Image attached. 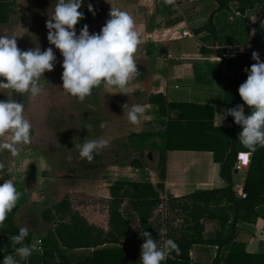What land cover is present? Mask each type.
<instances>
[{
	"label": "crops",
	"instance_id": "crops-1",
	"mask_svg": "<svg viewBox=\"0 0 264 264\" xmlns=\"http://www.w3.org/2000/svg\"><path fill=\"white\" fill-rule=\"evenodd\" d=\"M52 1L49 0V4ZM209 2L194 0V3L189 5L191 9L190 17L185 15L182 7L180 8L172 2L174 4L173 8H176L177 11L175 17H178V21L170 26H165L161 21L162 19L155 7L146 11L145 15L143 14L136 20V27L140 33V43L134 53L138 75H135L130 81V91L126 94H109L106 93L103 86H100L94 88L90 96L80 100L76 97L72 98L66 92L69 99L68 111H70L71 118L76 123V126L73 125L71 128V133L78 132L81 135L82 130L79 129L80 125L78 124L79 119L83 118L86 125H92L89 130L98 128L97 137L103 136L110 139L108 146L100 150L106 151L114 158L109 162L105 161L99 167L102 172L100 179L83 180L82 184L72 186L65 183V179L62 180L64 183H62L60 191L68 194L74 192L75 194L88 196L94 195L108 203L106 209L99 212L86 211L83 206L72 203V208L78 211L87 222L104 230L108 229L109 201L117 196L123 197L122 192L119 193L118 191L120 189L112 186L116 181L147 183L151 185L154 193H157L164 200L170 197L180 198L197 191L225 187L226 183L219 174L221 164L214 160L213 152L211 150H200L201 145L206 142L205 138L208 141L212 140L213 136L226 138L229 143V150L235 142L234 148L237 151V156L232 173L234 184L241 183L244 185L249 167L251 164L253 165L256 157V152L264 151V146H257L255 152L251 155L246 154L249 149L238 140L239 133L242 130L241 126L238 128L233 127V123L227 118V107L223 104L225 84L223 79L220 78L222 74L235 76L239 72L238 54H251L253 51H257L260 56H264L263 48H256L244 40L245 36H239L235 33L245 29L254 33L258 30H264L262 13L259 10H247L244 14H240L235 11L234 7H231L229 10L212 14L215 5L211 0ZM44 7L47 9L44 0H0V34H15L17 39L22 37L26 41L29 39L38 40L41 38L39 33H42L41 25L44 22L41 17L43 12H46L43 9ZM49 8L50 5L48 11ZM205 13H208L207 21L203 23ZM45 14H48V12ZM253 15L254 17L257 15L255 21ZM195 16L198 17L197 21L193 19ZM210 17L215 28L216 37L208 35L204 31ZM201 20L203 21L199 23ZM256 22L261 25L259 27L252 25ZM193 23L199 25L196 26ZM247 39H250V37ZM54 55L56 59L62 62L63 57L61 54ZM52 73L56 81L60 75L54 67ZM98 92L99 94H97ZM150 95H162L165 98L166 105L163 114L159 112L155 104L148 102ZM49 103L54 111L58 112L64 109L57 107L55 99H49ZM138 103L145 106V113L141 123L133 125L127 120L126 112L129 107ZM125 104H127L126 109L123 108ZM239 105L244 106L245 114L251 111L246 104L240 103ZM96 108H98L97 111ZM216 113L224 116L221 123V117ZM95 121H97V124H95ZM101 121L108 122L106 127H100ZM168 140L170 141L168 145L171 147L166 146L165 162H162L160 153L163 152V149L160 147ZM55 148L58 149L57 145H55ZM148 149L158 153V160L153 164L143 161L145 153L149 152ZM116 151L118 153L117 159L113 155ZM125 151L133 154L138 153V156L133 158H143L141 159L143 167L137 168L132 166L131 163L125 166L124 163H121L119 158ZM241 157L244 160L249 159V161L245 167L238 168V160ZM44 159L43 155H35L29 160V163L35 161L38 168L35 170L36 185L42 178L41 175L48 172L52 164ZM13 164L15 168L20 170L18 166H22L26 162ZM121 170H123V173L125 172V176L122 179H117L122 173H120ZM23 172L25 173L22 170V174L19 176L10 177L21 192L18 206L24 208V205L29 204L37 208L42 200L34 196V193L38 192L37 195H43V193L35 192L25 185L29 180V174L25 179ZM88 184L90 187L92 185L99 187L100 184L105 185V187L100 191L94 188L95 191L89 193L85 189ZM78 187L83 188V190L77 191L76 188ZM28 192L32 193V200L29 199ZM97 193L98 195H95ZM59 195L62 194L56 192L55 197ZM48 198L49 195L46 199ZM129 198H124L123 210L130 216L129 222L132 233H135L139 230V224L137 220H134V212L127 204ZM59 201L52 202V204L54 205ZM49 207H51L50 202H45V205L40 206L39 211L33 208L26 209L24 215L26 218L33 220H36L34 218L36 216L40 222L47 224L42 220L41 215ZM163 211L160 210V215L157 216V210L154 217L156 221L159 217H162L161 220H158V222H162V219L166 217L167 213H163ZM134 221L137 225L136 228L132 225ZM163 226L167 231L168 226H165L164 223ZM48 229L49 227H47ZM217 229L218 223H213L207 231L214 232ZM28 230L33 233L31 241L33 253L41 254L42 246L39 247L37 241L41 240L42 237L37 238L36 231ZM135 240H138V238L132 236L127 245V250L128 246ZM235 241L243 243L249 252L254 254L264 253V222L260 219L256 223L240 222L237 226ZM119 247V245L108 244L99 247V249ZM79 251L83 252L84 250ZM216 254L217 247L215 246L195 244L192 246L189 256L193 262L209 264Z\"/></svg>",
	"mask_w": 264,
	"mask_h": 264
},
{
	"label": "trees",
	"instance_id": "trees-1",
	"mask_svg": "<svg viewBox=\"0 0 264 264\" xmlns=\"http://www.w3.org/2000/svg\"><path fill=\"white\" fill-rule=\"evenodd\" d=\"M211 1L215 5L212 14L234 7L240 14H244L247 10H259L264 19V0ZM173 7L172 2L157 7L158 15L165 26L173 25L178 21V17H175L177 11ZM204 31L208 35H216L211 17ZM235 33L245 36L244 40L256 48L264 49V30L254 33L245 29ZM248 37L250 39H247ZM259 57L261 61H264V56L259 55ZM237 60H239V72L235 76L220 75L225 84L223 104L227 110L244 103L239 96L238 87L247 78L246 70L255 63L252 53H240L237 55ZM148 102L155 104L159 112L164 113L166 101L162 95H150ZM227 118L233 123V127H240L234 122L232 116L227 115ZM205 140L200 150L213 152L214 160L221 164L219 174L226 183L225 187L197 191L180 198L170 197L164 200L154 193L151 185L130 183L133 193L127 204L134 212V220H137L139 224V230L135 233H132L130 216L123 210L125 203L123 197L117 196L109 201L107 230L87 222L78 211L72 208L68 197H64L42 212V220L50 225L47 234L41 239L42 253H32L30 257L22 260L21 264H136V260H139L137 264H140L141 254L135 259L126 252L132 236L140 239L141 252L144 242L143 231L149 232L155 240L160 239L162 243L165 239L172 238L178 244L179 253L173 251L162 261V264H202L190 259V250L195 244L217 247V254L209 264H264V253L249 252L243 243L235 241L237 226L240 222L256 223L259 219L264 222V151L256 152L255 158L253 155L254 162L249 167L243 185L245 197L239 198L233 191L232 180L237 156L235 142L229 150L226 138L213 136L212 140L208 141L207 138ZM168 143H170L169 140L160 147L163 149L160 153L162 162H165L166 146H170ZM113 155L116 159L118 158L117 151ZM130 163L137 168L143 167L140 158L133 159ZM101 165L102 163L92 165L88 169H97ZM119 184L125 183L120 182L117 186ZM18 207L17 202L0 226V249L4 250L0 252V259L4 254H14V248L17 246L12 242L11 236L17 234L19 230L14 223V214ZM160 208H163V213H167L162 222L154 219ZM159 215L158 213L157 216ZM169 219L170 222L180 220V226H170L166 232L161 233V226L163 223L168 226ZM213 223H218V229L208 232V227ZM32 235L33 233L29 232L24 243L31 244ZM108 244L120 247L99 249Z\"/></svg>",
	"mask_w": 264,
	"mask_h": 264
},
{
	"label": "clouds",
	"instance_id": "clouds-1",
	"mask_svg": "<svg viewBox=\"0 0 264 264\" xmlns=\"http://www.w3.org/2000/svg\"><path fill=\"white\" fill-rule=\"evenodd\" d=\"M84 2L55 0L54 9L46 21L47 40L63 57L62 89L80 100L90 96L93 89L100 86L109 94H126L130 91V81L138 75L134 53L140 43V33L136 21L127 10L111 6L110 18L99 33H90L88 25L84 24L77 34L75 26L83 18L84 13L80 9ZM87 8L93 12L91 3ZM16 39L15 34H0V88H11L35 98L43 93L44 84L40 78L44 77L46 71H52L56 56L51 47L43 51L39 46L21 50ZM252 59L255 63L246 70L247 78L238 87L240 98L251 111L245 114L244 106L236 105L226 113L241 126L238 140L249 149L247 155L255 152L257 146H264V61L255 51L252 52ZM144 113L143 104H134L128 108L126 118L131 124L139 125ZM217 115L221 117V123L224 116ZM107 123L101 121L100 127H106ZM91 127L88 124L84 128L89 131ZM31 128L21 102L0 100V149L18 154V145L31 142ZM109 143L110 139L103 136L84 139L78 144L79 156L91 161L94 154ZM4 167L0 163V169ZM20 197L21 192L12 179L0 183V226ZM161 232H166V229H161ZM28 234L27 227H20L18 233L11 236L12 242L17 245L14 254H4L0 264H21L22 260L32 255L33 245L24 243ZM142 237L140 264H162L173 251H180L172 238L161 243L160 239L155 240L147 231H143ZM3 251L0 249V252Z\"/></svg>",
	"mask_w": 264,
	"mask_h": 264
},
{
	"label": "rangeland",
	"instance_id": "rangeland-1",
	"mask_svg": "<svg viewBox=\"0 0 264 264\" xmlns=\"http://www.w3.org/2000/svg\"><path fill=\"white\" fill-rule=\"evenodd\" d=\"M45 5L47 9L44 7V11L48 12V14H45L46 12H43V16L41 17V20H44L43 24L41 25L42 33H39L38 40L35 39H29V40H23L22 37L20 39H16L17 46L21 50H27L29 48H34L36 46H39L41 50L43 51L46 48L51 47L53 49L54 54H61L58 49L55 48V46L50 45L47 40V32L48 29L46 28V21L50 18V15L54 9L52 8V5L55 6V0L52 1L51 4H49V0H44ZM169 2H174L178 7H182L183 11L185 12V15H191V9L190 6L192 3H194V0H85V2L82 4L80 11L84 13L83 18L78 22V24L75 26V29L77 31V34H79L80 28L87 24L89 27V32H96L99 33L102 26L106 23V21L110 18L109 12L112 7H120L121 9L127 10L132 14L135 21L140 18L143 14L145 15L146 11L152 10L157 8L159 5H166ZM201 2H208L210 0H199ZM88 3H91L93 6V12H89L87 5ZM50 5L49 11L48 7ZM176 9V8H175ZM258 11V10H257ZM94 13V14H93ZM257 13V12H256ZM255 14V13H254ZM208 13H205L203 18L204 22L206 23ZM258 15V14H257ZM257 15H253V19L257 18ZM198 17H193L197 21ZM203 20H201L199 23H201ZM194 25H199L197 23H193ZM256 27H259L261 24H258L256 22L255 24H252ZM54 69H56L59 73V78L55 81L53 78L52 71H46L43 76L41 77V82L44 84V91L41 95L33 98L28 93H19L14 91L11 88H0V100H7V99H13L21 102L24 105V115L30 120L32 128H31V142L28 144H21L18 145L19 152L18 154H13L11 151L7 149H0V163L4 164V168L0 169V183H2L3 180L10 179V177H14V175H20L22 174L21 171H25V179H27L29 174V180L27 181L26 186L31 188V190L39 191L40 194L43 193V195H37L38 192L34 193V196L39 197L42 200V203H39L37 208L36 206L31 205H24L23 207H18L19 210L14 214V223L15 226L19 229L20 227H27L28 229H32L33 231H36L38 234L37 238H41L47 234V227H50V225L44 224L36 218V220L26 218L24 211L26 209L33 208L34 210L40 209L41 205H45V202H50V206H52V202L59 201L60 199H63V197H68L71 204L80 205L83 206V209L86 211H103L106 209V206L108 203H105L103 200L99 199L97 196L94 195H83V194H75L74 192H71V194L65 193L64 191H60V187L63 179L66 180L65 183H69L71 186L74 184H82L83 180H96L100 179L101 177V170L99 168L97 169H88L92 165H99L100 163H104L105 161L114 160L112 158V155H109L106 153V151L98 150L94 155V158L89 161L86 158H81L79 156V148L78 144L81 143L84 139L89 138H96L98 128L96 130H89L87 128H84L86 126V123L84 119H79V129L81 128L82 132L81 135H79L78 132L71 133V128L73 125L76 126V123H74V120L72 115L70 114V111H68V94L65 90L62 89V62L59 59H56V62L54 63ZM45 78V79H44ZM99 94V92L97 93ZM99 97V95H98ZM73 98V96H72ZM49 99H55L57 101V107L64 108L62 110H59L58 112L51 106L49 103ZM99 99V98H98ZM74 106V105H72ZM97 107V106H96ZM72 108V107H71ZM125 108V107H123ZM98 108H96L97 111ZM126 109V108H125ZM124 109V110H125ZM114 110V106H113ZM116 110V109H115ZM95 124H97V121H95ZM10 139V137H8ZM37 144V145H35ZM55 145H57L58 149L55 148ZM149 150V149H148ZM35 155H43L45 159H47L48 162H51L50 170L48 172L43 173L41 175V179L39 180L38 184H35V170H37V166L34 162H30L29 160L32 159ZM138 156V153H129L128 151H125L120 156V162L126 164L130 163L134 158ZM71 157V158H70ZM44 159V160H45ZM139 159V158H138ZM143 159V158H140ZM102 160V161H101ZM158 160V153L154 150L150 149L148 153H145L143 161H148L149 164H153ZM26 162V164H23L22 166H18L19 168H15L13 163H23ZM39 161L37 162V164ZM124 166V168H126ZM26 169V170H25ZM123 170L120 171V173ZM125 173V172H124ZM123 172L117 177V179H122L125 174ZM77 182V183H74ZM120 183V181H116L112 184L113 188L116 186L118 187L119 193L127 199V197H131L132 195V186L131 182H125V184L117 186V184ZM122 183V182H121ZM101 186L95 187L92 185L91 187L89 184L85 186L86 191L89 193H93L95 189L101 190L105 187L103 184H100ZM54 186V188H53ZM83 187V186H82ZM88 187V188H87ZM95 188V189H94ZM36 189V190H35ZM88 189V190H87ZM58 190V191H56ZM77 191H82L83 188L78 187L76 188ZM92 190V191H91ZM31 192H28L29 199L32 200ZM56 192L59 195L58 197H55ZM83 193V192H79ZM49 195V198L46 199V197ZM95 195H98L95 194ZM43 197L44 199H42ZM34 199V198H33ZM45 201V202H44ZM22 205V206H23ZM86 208V209H85ZM92 209V210H91ZM163 208H160L162 212ZM158 213L160 214V212ZM162 217H159L158 220H161ZM168 227H179L181 224L180 220H176L174 222H170L169 219ZM132 225L136 228L135 221L132 223ZM162 229H165L164 226H161ZM136 238H138L136 236ZM164 240V238H162ZM162 243V242H161ZM140 245L141 241L138 238V240L133 241L129 246L127 250V254L131 256L132 258L137 259L141 252H140ZM139 263V260H136V264Z\"/></svg>",
	"mask_w": 264,
	"mask_h": 264
},
{
	"label": "built area",
	"instance_id": "built-area-1",
	"mask_svg": "<svg viewBox=\"0 0 264 264\" xmlns=\"http://www.w3.org/2000/svg\"><path fill=\"white\" fill-rule=\"evenodd\" d=\"M248 161H249V159L244 160V158L241 157V158L238 160V168H243V167H245V166L247 165ZM233 191H234V193H235V195H236L237 197H239V198H243V197H245V193H244L243 185H242L241 183L234 184V185H233ZM37 244L39 245V247H41V246H42V241L39 239V240L37 241Z\"/></svg>",
	"mask_w": 264,
	"mask_h": 264
}]
</instances>
